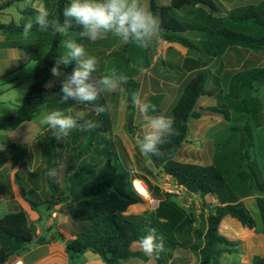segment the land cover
<instances>
[{
  "label": "trees",
  "instance_id": "16d2710c",
  "mask_svg": "<svg viewBox=\"0 0 264 264\" xmlns=\"http://www.w3.org/2000/svg\"><path fill=\"white\" fill-rule=\"evenodd\" d=\"M15 1L19 0L5 2L0 6V11L9 8ZM148 2L150 10L161 20L160 38L169 43L179 44L192 53L205 54L213 58L220 57L235 44H241L253 51H261L264 48V34L254 36L231 28L223 18L214 16L219 9L211 0H171L168 6H160L158 0H148ZM68 3L70 0H55L54 20L63 22V9ZM196 7H199L198 16L190 22L182 21L176 15L178 11L193 10ZM204 7L210 12L207 13ZM237 20L239 22L253 21L264 30L263 10L248 9ZM23 27L15 23L0 24V30L8 35L22 34ZM80 30V27L73 22L69 36L65 37L53 33L51 29L39 31L32 27L31 31H38V36L34 44L21 48L26 52L28 59L21 60L20 67L26 66L29 61L36 63L33 84L14 114L0 115V131H12L21 124L32 121L51 98L61 97V86L48 88L46 84L52 75L51 68L56 60L66 52L63 47L64 40L74 39L85 46L87 53L91 51L93 42L80 38L78 35ZM193 32L205 35L206 41L194 43L185 36ZM109 36L111 33L107 37ZM149 50L152 53L155 52L154 47L149 46ZM192 63L195 68H200L199 61L192 62L190 59L188 60L189 68ZM75 66L76 62L73 61L67 66L60 65V70L68 75ZM93 76L97 77V74L94 72ZM127 77L130 78V76ZM208 79L209 72L198 71L186 85L171 112L159 114L171 116L174 119L173 127L178 135L169 137V142L160 146L161 155H148L155 168L159 170L163 168L162 172L172 177L177 185L186 189L188 193L198 194L202 199L207 196L218 198L219 204L208 213L205 229L200 230L195 227L197 217L178 205L174 201L173 194L164 192L153 184H149V190L152 197L159 200V205L151 216L147 218L144 215H127L129 207L143 203V198L134 190L133 181L129 179L127 173L113 161L112 156H116V152L105 147L104 153H97L107 157L105 162L98 165L85 163L84 167L79 170L80 175L74 177L69 175L71 169L66 170L67 193L62 191L60 196H57L60 186L49 180L52 196L46 204L49 209L58 205L62 206L60 212L68 216L70 229L76 237L65 240L62 235L59 236L60 240L66 243L70 254L79 255L92 251L100 255L106 264H120L130 258L147 261L146 254L133 250L132 246L134 243H139L150 229H155L157 236L163 237L164 251H173L178 247L188 248L200 256L199 264H222L221 258L224 254L238 253V244L220 234L222 220L230 216L244 227L254 229L256 221L240 200L255 193L260 196L257 198V207L264 233V172L261 170L255 150V129L260 121L257 118L253 119L254 111L244 108L238 111L252 116V120L248 119L241 129L238 141L239 153L232 162L224 167H218L215 164H198L178 160V154L189 131L188 124L184 123L183 119L185 116L194 119L202 116L196 111V106L205 93ZM238 81L241 82L243 89H253L255 85L262 86L264 85V69H249L238 77ZM123 86L128 93H133L138 85L133 81H127ZM99 98L100 101L96 104L104 105L107 109L105 98L102 95ZM75 103L77 101L69 100L67 104ZM216 111L229 120V110L216 109ZM98 115L96 122L99 126L89 131L92 136L100 131L108 132L110 128L108 109ZM71 134V136H76L73 130ZM58 140L54 135L44 139V157L48 165H51L58 156L57 147L60 146ZM77 147L81 150L74 156L73 162L75 163L81 159L80 156L84 154L88 146L85 143L82 147L75 145L72 149ZM61 148L71 150L69 144L62 145ZM8 152L13 165L23 169L30 156L29 147L11 144L8 146ZM17 178L21 180L19 175ZM22 191L25 194L23 187ZM34 193V191L30 192V196ZM30 203L34 208L39 206L33 200H30ZM190 236H194L200 243H188ZM46 241H48L47 238L37 235L35 227L29 223L28 216L23 210L10 213L0 219V256L10 252L13 256H19L31 244H43ZM9 259H5L0 264H5ZM252 264H264V258L255 256Z\"/></svg>",
  "mask_w": 264,
  "mask_h": 264
},
{
  "label": "crops",
  "instance_id": "0c3cea01",
  "mask_svg": "<svg viewBox=\"0 0 264 264\" xmlns=\"http://www.w3.org/2000/svg\"><path fill=\"white\" fill-rule=\"evenodd\" d=\"M6 2V0H0V3ZM144 2L149 7L148 0H144ZM25 4L23 7H17V14H19L20 18L16 19L14 17L13 10H15L16 4ZM171 4V0L168 4L162 6H168ZM41 7L48 9L46 2L43 4L31 3V0H19L15 1L9 8L0 11V24L6 25L10 23H15L18 26H24L27 23V16H36L37 10ZM52 10V9H51ZM49 19L53 20L54 11L51 12ZM54 10V9H53ZM7 18V19H6ZM33 27L38 29L39 31H44L47 29H40L38 25L33 22ZM188 35H191L189 37ZM38 36V31H31L28 38H24L22 34L16 35H8L4 31L0 30V87L5 86L4 91H10L17 87L21 88L26 86V94L28 93L30 87L33 84V78H28L27 82L23 80L21 76V72L30 65L29 61L26 66L20 67V61L24 59H28V56L22 47H26L28 45L34 44L36 42V38ZM189 39H191L194 43H199L200 41H206V36L200 34L199 32L188 33L186 35ZM112 38V41H110ZM121 41L119 37L111 36L99 39L93 42L91 46L93 51L88 53L90 56H94L98 60L97 71L95 72L98 76L104 75L105 70L109 71V66H111L110 62L107 64L106 60L108 56H102L101 50H97L100 48V44H110L117 43L116 41ZM131 43L125 44L123 42L117 43V45L112 46V50L115 47H125L126 49L130 46ZM156 45V46H155ZM154 47L156 51L151 53L148 52V48H142V52L140 53L139 47L132 51L134 54L130 57L127 56L125 61L128 60L129 63L133 64L134 57H137L141 54L143 55V64L142 66L132 67L133 70H130L129 76L131 77L130 81L138 82L139 91L136 94H139L140 99L143 102L150 103L155 105L156 110L153 112L151 109L148 112L149 116H157L160 113H165L175 107L178 100L180 99L183 91L188 84V82L194 78L196 73L200 70H210L209 62L212 57H208L205 54H196L190 52L188 49L176 43H169L159 38L157 40ZM111 50L108 51V54ZM224 56L226 58L231 59L233 57V53L230 49H228ZM235 58V57H234ZM192 60V62H200V68H195L192 63V67L189 68L188 60ZM216 59V58H215ZM34 62V61H33ZM35 63V62H34ZM196 64V63H195ZM246 64V61L243 57H236V62L232 66L234 68H242ZM133 66V65H132ZM105 68V69H104ZM141 68L146 69L144 75L141 76ZM167 68V69H166ZM233 68V69H234ZM36 69V63H35ZM135 69V70H134ZM63 72V71H61ZM35 73V71H34ZM64 75L56 78L51 75V78L48 80L46 87L54 88L62 86V80L67 76L65 72ZM209 73V78H210ZM235 76V75H234ZM229 79L228 93L232 91V84H235V80L232 78ZM142 77V78H141ZM214 81L218 85L220 82V77L218 75L213 76ZM209 80V79H208ZM228 83V82H227ZM208 85V81H207ZM206 85V90H207ZM123 88V87H121ZM125 89H121L119 91L120 99L118 104V114L120 121V131L116 132L120 139L122 140V145H120L121 152L124 155H128L129 159H132L131 152L127 148L126 138L127 133L123 130L122 123L126 119L129 110V102H126L124 99ZM124 94V95H123ZM107 100L108 98L105 97ZM60 98H51L49 102L44 105L41 109V112L38 116H36L32 121L25 122L21 124L17 129L12 131H1L0 137H7L8 140L6 142H0V219L5 217L10 213L17 212L19 210H23L26 212L28 216L29 223L35 226L36 233L39 237L47 238L43 244H31L23 253L19 256H12L5 264H11L12 262L19 260L21 264H106L102 257L92 251H86L83 254H70L67 251L66 243L63 240H60L59 236L62 235L65 240L75 239V235L70 229L69 226V218L68 216L62 214L60 212L61 205L55 206L54 208L48 209L50 211L45 214L39 210L40 204H46L48 199L52 196V190L49 187V180L59 184L60 190L56 194L60 196L62 191L67 193L66 179L63 182L62 178L65 177V173L67 169L71 168V172L69 175L72 177L76 175H80L79 170L84 167V164L98 165L103 161V158H100L97 163L85 162V159L82 158L78 162L69 163L67 160V155L63 152L61 146L69 144L72 147L80 144V132L76 129H73L76 136H71L72 131L69 133V137L62 136L59 138V145L57 147V158L53 160L51 165L46 163L44 152H45V141L44 139L53 135V130L49 128L48 125L42 124L41 121L44 116L51 112L52 110L61 109L65 111L66 114H70L74 105H85L90 109V114L85 115L87 119L92 115V117L97 120L98 114L93 110V105L90 104H82L75 103L72 105L69 104H61L58 101ZM100 98L95 102L99 103ZM18 107V106H17ZM17 110V108H16ZM15 111L10 112L9 114H14ZM137 111V118L139 111ZM1 115V114H0ZM7 115V114H2ZM134 118L136 119L135 112L133 113ZM141 115V114H140ZM74 116V115H72ZM203 116V115H202ZM201 116V117H202ZM75 117V116H74ZM200 117V118H201ZM195 119V120H200ZM249 116L244 120V124L248 121ZM128 123V120H127ZM140 127L144 131H146V120L143 115H141ZM139 127V128H140ZM188 136L186 141L183 143L180 152L184 153V157L188 156L187 160H179L181 162H191L190 159H193V154L198 152L208 151V146L205 147V143L196 140L198 136H201L200 131L198 130V124L196 123L192 128L189 126ZM261 127L256 128L255 130V138H257V133L259 132ZM83 133V132H82ZM139 132H137L138 134ZM71 134V135H70ZM133 134V133H132ZM98 139L100 141H104L103 137L108 135V142L112 139V134H105L104 132H98ZM191 138H195L194 141ZM84 142V141H82ZM85 143V142H84ZM96 143V142H95ZM104 143V142H103ZM11 144H19V145H27L30 150V156L26 160L23 169H20L19 166H14L11 157L8 152V146ZM111 144V142H110ZM99 147H94L93 152L97 150V153H104L105 145L100 144ZM113 145L116 146L115 143ZM113 148V147H111ZM119 148V147H118ZM207 148V149H205ZM179 152V154H180ZM39 153L41 156V163L37 165L36 160L32 161V154ZM178 154V157H179ZM103 157V156H102ZM105 162V160L103 161ZM102 162V163H103ZM150 162V160H149ZM201 164V163H198ZM50 169H56L57 175L54 177H50L47 175V172ZM17 175L20 176L21 182L18 180ZM43 175H45L46 187L44 189L43 184ZM168 176V175H167ZM169 178H172L168 176ZM173 179V178H172ZM174 180V179H173ZM175 181V180H174ZM144 183V182H143ZM146 185V184H145ZM155 185V184H153ZM158 186V185H156ZM22 187L25 190V194L22 191ZM159 187V186H158ZM160 188V187H159ZM183 190V187H180ZM34 191L35 195L30 196V192ZM187 192V191H186ZM188 196H196V194H190L187 192ZM208 197L211 198L213 205L211 207H215L219 204V200L215 196H207L203 200H207ZM257 196L243 197L241 198V202L248 208V202L254 201L255 205H257ZM30 200H33L35 203L39 204L37 208H34L30 203ZM178 205H180L176 200H174ZM47 205V204H46ZM159 205V200H157V205L153 213ZM48 206V205H47ZM139 206H144V202L140 204L133 205L129 207L126 214L133 216H143L147 213V209L144 211H139ZM182 207V205H180ZM249 210V208H248ZM206 218L208 216V210ZM60 215V222L64 225L61 229L57 230L53 227V222L57 219L56 215ZM262 231H263V223H262ZM220 234L226 237L230 241H234L238 244L237 249L238 253L235 254H224L225 255H237L238 259L233 262V264H252V260L255 256H260L264 258V236L261 232L258 231L257 226L254 229H249L244 227L238 220L227 216L222 220L220 226ZM264 234V233H263ZM133 250H139L144 252L141 245L139 243H134L132 246ZM145 253V252H144ZM192 250L188 248L178 247L173 251H161L158 254H146L148 260L144 261L139 258H130L125 261H122L120 264H187L191 260ZM261 253V255H258ZM197 254V253H196ZM199 256V255H198ZM221 258V259H222ZM200 262V256H199ZM198 262V264H199Z\"/></svg>",
  "mask_w": 264,
  "mask_h": 264
},
{
  "label": "rangeland",
  "instance_id": "374dc122",
  "mask_svg": "<svg viewBox=\"0 0 264 264\" xmlns=\"http://www.w3.org/2000/svg\"><path fill=\"white\" fill-rule=\"evenodd\" d=\"M14 1V0H6ZM216 7H218L219 12L214 13L216 18H223L226 21V24L231 28L239 31H243L247 34L254 35V36H262L264 34V30L262 27L254 23L253 21L248 22H239L237 19L238 17L248 9H256V10H263L264 11V0H211ZM43 4L46 2L48 12L54 11L55 0H31V3ZM159 5H165L170 2V0H158ZM5 2L0 3L2 6ZM25 4H16L15 10H13L14 17L19 19L20 16L15 11H17V7H23ZM199 7L191 9H186L184 11L176 12V15L185 22H190L194 17L198 16ZM207 13L210 12L208 8H203ZM7 19V18H6ZM32 20L35 22V16H27V21ZM186 36V35H185ZM191 37V35H188ZM188 38V37H187ZM161 39V38H160ZM159 40V39H158ZM112 41V38L111 40ZM117 43L122 41H116ZM157 40L153 41L150 45L154 47ZM117 43H110V44H100V48L97 50L102 51V56H108L106 62H110L111 66H109V71L105 70L106 74H110L114 69L118 74H123L129 76L130 70H133L136 66H142L143 64V55L140 54L137 57H134L133 64L127 59V56H133L134 54L132 51H135L137 46L133 43L126 49L125 47H115L112 50V46ZM113 44V45H112ZM156 46V45H155ZM155 48V47H154ZM93 51L92 47L90 48ZM230 49L233 53V57L231 59L226 58L223 53L220 57H213L209 62L210 70V78L208 80L207 90H205L204 95L199 99L196 111L201 113L203 116L200 120H195L194 118L190 117L187 118V124L191 126V128L197 123L198 130L201 133V136H198L196 140L204 142L206 146H208V151L205 152H198L193 154V159H190L192 162L201 163V164H215L218 167H224L227 163L232 162L239 153L238 150V141L241 133V129L243 127L244 120L249 116L247 113H239L238 111L240 108L254 111L253 119L257 118L260 121V124L256 127H261L259 132L257 133V138H255V150L256 155L261 167V170L264 172V85H255L253 89L245 88L243 89L240 85L241 82L238 81V77L252 68H263L264 69V48L261 51H253L241 44H235L230 46ZM227 49V50H228ZM111 52L108 54V51ZM140 53L142 52V48L139 47ZM226 50V51H227ZM90 51V52H91ZM156 51V48H155ZM89 52V53H90ZM151 52L148 48V52ZM152 53V52H151ZM243 57L246 61V64L242 68H234L232 66L236 62V57ZM235 57V58H234ZM216 58V59H215ZM107 62V64H109ZM133 65V66H132ZM234 68V69H233ZM105 69V68H104ZM167 69V68H166ZM135 70V69H134ZM35 71V63L32 61L30 65L27 66L22 72L21 76L25 82H27L28 78H33V74ZM104 74V75H106ZM144 75V72H141V76ZM218 75L220 77V83L217 85L213 79V76ZM235 75V76H234ZM234 76L233 81L235 80V84H232V91L228 93V86H229V79L230 77ZM99 76L97 75V78ZM142 78V77H141ZM131 77L128 78L130 81ZM228 82V83H227ZM138 85V82H135ZM124 88V86L122 85ZM123 88L118 89L115 92H105L101 94L104 98L107 97L106 101L107 109H108V116H109V131L104 132L105 134H112V139L108 142V135L103 137L104 141H100L98 139L97 133L93 136L88 132H81L80 133V146L82 147L87 144L86 151L84 154L80 156V158H84L85 162L90 163H97L100 158H103V161L106 160V156L98 155L97 150L93 152L94 147H99L105 145L110 151H115L116 156H112V159L115 163H117L121 170L126 172L129 179L133 181L136 180L141 181L142 183L146 184L148 191V197L141 196L143 198L144 206H139V211H144L147 209V213H145V217H150L151 212L157 205V199L152 197V194L149 190V184H155L160 187V189L164 192H168L173 194L174 200H176L182 207H184L188 212L193 213L197 217V221L195 223V227L200 230H204L206 227V215L210 210L214 207L213 202L210 197L207 200H203L200 195L196 194V196H188L186 190L181 189L177 183L172 179L169 178L166 174H164L159 169L155 168L151 161L149 162L148 156L141 153L139 147L136 143L137 136L142 137L144 134V130L140 127L141 115L138 114L137 118V111L133 107L132 102H129V96L135 95L139 91V85L134 90L133 93H128L125 91L124 99L126 102H129V110L130 113L136 114V119L133 115V122H134V130L136 131V135L132 134V131L127 129V120L123 121L122 126L125 133H127L126 144L127 148L131 152L132 159L130 160L128 155H124L120 149V145H122V140L120 137L114 133V131H120V121L119 114H118V104L120 99L119 91ZM5 86L0 87V114H9L16 110L17 106L21 105L25 96H26V86L21 88L17 87L10 91H4ZM124 95V94H123ZM131 104V106H130ZM216 109L229 110V120L226 119L222 114L217 113ZM172 110V109H171ZM171 110L165 112L170 113ZM83 112L84 115L90 114V109L85 105H74L71 113L72 115L76 116L78 113ZM252 117V116H251ZM249 116V119L252 120ZM87 119H90L94 122L96 120L90 115ZM103 119L101 118V123ZM140 127V128H139ZM256 130V129H255ZM1 132V131H0ZM137 132H139L137 134ZM89 134V135H88ZM8 140L7 137H0V142H6ZM192 141L195 138H191ZM84 141V142H82ZM96 142V143H95ZM104 142V143H103ZM111 142V144H110ZM93 145L91 146V144ZM113 143L116 144L113 145ZM113 147V148H111ZM119 147V148H118ZM207 149V148H205ZM80 148L73 149H63V152L67 155V160L69 163L73 162L74 156L76 153L80 152ZM88 150V151H87ZM103 156V157H102ZM43 155L41 156L39 153L32 154V161L36 160L37 165L41 163ZM80 159V160H81ZM179 160H187V157H184V153L181 151L178 157ZM79 160V161H80ZM101 161V163L103 162ZM78 162V161H77ZM100 164V163H99ZM97 165V164H96ZM71 169V168H70ZM71 172V171H70ZM68 175L62 178L63 182L67 179ZM45 175H43V186L44 189L46 187V182L44 180ZM258 196V194H250V196ZM249 211L254 217L256 221V226L259 232L263 234L262 231V219L260 216V212L258 210L257 205H255L254 201H249ZM39 210L42 213H46L50 211L46 204H40ZM57 219L54 220L53 227L57 230L61 229L64 226L60 222V215H56ZM35 227V226H34ZM35 229H37L35 227ZM188 243H200L198 239L194 236H190L188 238ZM261 255V253H258ZM238 259L237 255H225L221 259L222 264H233L235 260ZM199 256L195 252L191 254V260L187 264H198Z\"/></svg>",
  "mask_w": 264,
  "mask_h": 264
},
{
  "label": "clouds",
  "instance_id": "9594fccd",
  "mask_svg": "<svg viewBox=\"0 0 264 264\" xmlns=\"http://www.w3.org/2000/svg\"><path fill=\"white\" fill-rule=\"evenodd\" d=\"M62 15L64 17L62 23L59 20H50L48 10L41 7L37 10L35 24L40 29H51L53 33L68 37L69 30L75 22L81 29L78 35L82 39L95 42L107 38L111 33L125 44L133 43L145 49L153 41L158 40L162 33L160 18L150 10L144 0H70L64 7ZM32 27V20L25 23L22 31L24 38H28ZM63 47L66 52L56 60L50 70L51 74L59 78L64 75L60 65L67 66L75 61L76 66L62 80L60 89L62 95L58 102L67 104L69 100H74L82 104H91L97 114L104 113L106 107L95 102L101 94L120 89L127 83L128 77L118 74L114 69L110 74L94 77L98 60L88 55L83 44L69 38L64 40ZM140 70L146 71L143 68ZM132 105L146 120V131L142 137L137 136L136 139L139 150L146 156L161 155L160 146L168 143L169 137L178 135L173 127L174 119L164 114L149 116L150 109L153 112L156 110L155 105L143 102L139 94L133 95ZM41 123L48 125L57 139L68 136L73 129L88 132L99 126L98 122L86 119L83 112L74 117L61 109L47 113ZM47 175L56 176V169H50ZM139 243L147 254H158L164 249L163 237H158L155 229H150Z\"/></svg>",
  "mask_w": 264,
  "mask_h": 264
},
{
  "label": "water",
  "instance_id": "95a60500",
  "mask_svg": "<svg viewBox=\"0 0 264 264\" xmlns=\"http://www.w3.org/2000/svg\"><path fill=\"white\" fill-rule=\"evenodd\" d=\"M129 102H132V96H129ZM184 123H187V117L185 116L183 119ZM127 129L129 131H132L133 135H136V131L134 130V122H133V113H130L128 115V123H127ZM161 171H164L163 168H160ZM13 256V253H6L4 255L0 256V262L4 261L5 259L11 258Z\"/></svg>",
  "mask_w": 264,
  "mask_h": 264
},
{
  "label": "bare ground",
  "instance_id": "6f19581e",
  "mask_svg": "<svg viewBox=\"0 0 264 264\" xmlns=\"http://www.w3.org/2000/svg\"><path fill=\"white\" fill-rule=\"evenodd\" d=\"M135 184H136V187H137L138 191L140 192V194L142 196L148 197V191H147V187L145 186V184H143L139 180H136Z\"/></svg>",
  "mask_w": 264,
  "mask_h": 264
},
{
  "label": "built area",
  "instance_id": "2783aa9c",
  "mask_svg": "<svg viewBox=\"0 0 264 264\" xmlns=\"http://www.w3.org/2000/svg\"><path fill=\"white\" fill-rule=\"evenodd\" d=\"M143 184H144V183H143ZM133 187H134V190H135L140 196H142V195L140 194V192L138 191L135 182L133 183ZM11 264H21V262H20L19 260H16V261L12 262Z\"/></svg>",
  "mask_w": 264,
  "mask_h": 264
}]
</instances>
